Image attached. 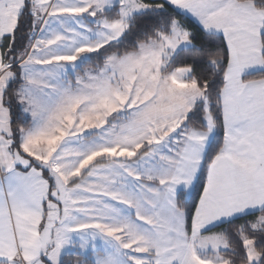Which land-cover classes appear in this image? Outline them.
<instances>
[{
  "label": "snow or ice",
  "instance_id": "obj_1",
  "mask_svg": "<svg viewBox=\"0 0 264 264\" xmlns=\"http://www.w3.org/2000/svg\"><path fill=\"white\" fill-rule=\"evenodd\" d=\"M0 264H264V0H0Z\"/></svg>",
  "mask_w": 264,
  "mask_h": 264
},
{
  "label": "trees",
  "instance_id": "obj_2",
  "mask_svg": "<svg viewBox=\"0 0 264 264\" xmlns=\"http://www.w3.org/2000/svg\"><path fill=\"white\" fill-rule=\"evenodd\" d=\"M237 223H240V221H238Z\"/></svg>",
  "mask_w": 264,
  "mask_h": 264
}]
</instances>
